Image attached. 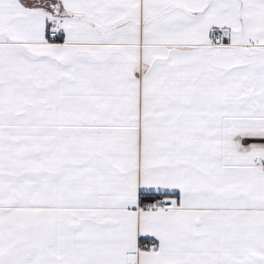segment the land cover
<instances>
[{
	"label": "snow or ice",
	"instance_id": "1",
	"mask_svg": "<svg viewBox=\"0 0 264 264\" xmlns=\"http://www.w3.org/2000/svg\"><path fill=\"white\" fill-rule=\"evenodd\" d=\"M0 264H264V0H0Z\"/></svg>",
	"mask_w": 264,
	"mask_h": 264
}]
</instances>
